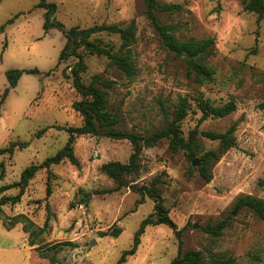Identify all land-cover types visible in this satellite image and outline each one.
Here are the masks:
<instances>
[{
  "label": "rangeland",
  "instance_id": "rangeland-1",
  "mask_svg": "<svg viewBox=\"0 0 264 264\" xmlns=\"http://www.w3.org/2000/svg\"><path fill=\"white\" fill-rule=\"evenodd\" d=\"M161 4H181L175 13L157 12L161 24L176 27L174 34L181 41L215 39V52L200 61L214 71L211 79H203L188 69L184 56H176L163 43L159 31L146 14L147 0H47L57 6L55 19L66 30L96 25L134 26V39L124 47L118 34L94 35L90 41L108 46L116 54L130 55L137 71L134 77L114 65L105 56L90 54L84 46L86 70L83 82L89 85L94 77L111 86L100 88L107 93L108 111L117 118L116 130L152 134L165 129L186 98L190 104L182 122V136L194 135L195 159L185 150L174 152L169 139L144 146L141 172L129 176L139 186H150L160 178L159 185L165 206L182 233L184 251H202L205 259L233 258L237 264H264V222L248 209H236L243 196L264 200V19L244 9V0H158ZM40 0H0V98L9 83L10 69L52 70L50 76L27 75L11 90L0 116V148L11 142H27L15 154L0 157L5 163L6 177L1 185L21 182L22 172L31 165L42 167L48 157L62 149L68 139L65 128L80 127L83 117L73 104L82 100L71 78L76 61L57 66L66 43L58 29L44 30L45 10L36 8ZM68 68V69H67ZM213 106L234 101L237 110L225 118H202L199 100ZM237 124L236 145L220 161L204 165L202 156L219 150L220 143L203 135L205 132L225 133ZM45 129L41 137L36 133ZM143 145V143H142ZM133 145L128 140L85 135L77 139L75 154L80 167L64 161L49 170L39 168L27 186L14 188L5 195H24L19 204L4 207L3 219L25 215L34 226L24 231L25 223L15 228L23 232V246L33 241L32 250L0 251V264H50L40 257L38 248L71 242L55 255L60 264H116L124 250L130 249L142 221L154 212L155 202L146 198L137 212L130 213L139 196L128 188L113 194L103 190L116 186L105 175L102 166L112 161L129 163ZM194 161H197L195 164ZM208 171L207 182L201 173ZM49 171L51 177L49 179ZM48 179L51 194L48 195ZM230 217V225L221 236L206 233L204 227ZM49 226L44 232L46 220ZM0 226H4L0 221ZM122 230L118 238L111 235ZM6 229V228H5ZM17 238L0 229V246L9 248ZM179 241L166 225L150 226L141 238L137 254L126 264H173ZM57 263V264H59Z\"/></svg>",
  "mask_w": 264,
  "mask_h": 264
},
{
  "label": "trees",
  "instance_id": "trees-1",
  "mask_svg": "<svg viewBox=\"0 0 264 264\" xmlns=\"http://www.w3.org/2000/svg\"><path fill=\"white\" fill-rule=\"evenodd\" d=\"M244 9L250 13H255L260 19H264V0H244ZM36 8L45 10L44 14V30L45 33H49L53 28L58 29L63 33L66 39V43L60 53L57 66L68 62L71 58H74V64H71L68 68H71L70 74L73 80V85L76 91L82 96V100L73 104L74 109L83 117V125L80 127H68L65 128L68 133V139L65 146L60 149L54 156L48 157L43 162L42 167L31 165L22 172L21 182L13 183L9 185L0 186V221L7 230H12L19 223H25V232H30V228L34 224L25 216L17 215L14 217H8L9 222L3 219L4 207L7 205L15 206L19 204L24 195V190L21 189L16 195H5L6 192L24 186L25 180H31L35 177L39 168H46L49 170L54 165H59L64 161H69L72 165L80 167V161L75 154V145L79 137L85 135L103 136L116 140H128L133 145V154L130 157V161L124 164L120 161H112L102 166V171L105 175L111 178L116 186L111 189L102 191V194H113L121 191L123 188L130 189L133 193L137 194L139 198L135 202V206L130 213L137 212L139 207L146 202V198L155 202L154 212L144 219L134 235L132 247L124 250L121 257L116 264H126L128 259L134 257L141 245V238L145 234L146 229L150 226L166 225L172 229L179 241L178 255L174 259L173 264H237L233 258L229 259H212L207 261L202 251L188 250L184 251L182 233L184 229L179 230L176 223L170 216V210L165 206L164 199L162 197L159 185L162 183L160 178H156L151 182L150 186L135 184L136 180H129V176L138 175L141 172L140 156L144 146L151 147L158 144L162 139H169L170 148L172 151L177 152L180 149L185 150L189 159L193 160L196 157V151L194 148V135L191 134L188 139L182 136L181 126L182 122L187 118L190 110V104L186 98L180 100L179 107L175 110L173 119L170 118L168 111L163 108L165 118L168 125L165 129L146 135H139L136 133H130L125 131L116 130L114 127L117 124V118L114 114L108 111V98L107 93L104 92L99 85L105 87L111 86L110 83L102 82L100 77H94L93 81L86 85L83 82V73L86 70V64L84 62L83 53L80 51L84 46H88L86 49L90 54H96L99 56H105L111 60L120 70L126 73L129 77H134L137 74L136 69L133 66V62L130 55L116 54L111 47L102 46L99 43L91 42L90 39L96 35L104 32L110 34H118L123 40V46L128 47L132 44L134 39V26L121 28L117 25H96L91 28L81 29L79 27H72L66 30L64 25L55 19L57 12V6L54 3H49L47 0H40ZM181 4H161L158 0H147L146 14L150 19L154 27L159 31L164 45L172 51L176 56H184V59L188 65V69L193 71L197 76L203 79H211L214 75V71L203 64L200 60L203 57H210L215 52V39L205 38L201 40L190 39L188 41H181L176 37L174 31L176 27L166 26L161 24L157 17V12L175 13L183 10ZM15 22V18L10 19L4 26L0 28V33L5 32L6 25H12ZM67 68V69H68ZM52 70L41 73L39 69H10L6 71L5 75L9 83V88H6L0 98V114L4 103L6 102L12 89H15L20 79L25 75H46L50 76ZM199 109L202 113V118H225L237 110V105L234 101L223 106H213L209 100L200 99ZM259 108L264 111V102L259 105ZM237 124L234 123L225 133L205 132L203 135L211 140H217L220 143L219 150H212L202 156L200 160L204 165L210 164L212 161H220L222 156L227 153L231 148L236 145ZM45 129L36 133V137L40 138ZM143 143V145H142ZM29 146L27 142H11L7 147L0 148V157L3 155H9L12 157L15 154L17 148L24 149ZM200 169L201 173L205 176L207 182L212 180V175L208 171H203L205 166ZM49 179L51 173L49 171ZM6 177L5 163L0 162V181ZM48 179V195L51 194V187ZM236 209L248 208L252 210L256 216H258L264 222V200L253 197L250 195L243 196L238 199L235 204ZM230 217L218 222L215 225L208 224L204 227L206 233L213 236H221L223 231L230 225ZM49 226V218L46 220L44 228L41 232H44ZM112 233H106L103 236L111 235L114 238H118L122 234L120 228H116ZM34 232H30L32 237ZM35 243L30 241L29 246L33 247ZM66 247L74 248L75 245L71 242L57 243L51 246L48 250L38 248L40 257L48 259L50 264H57L59 261L55 255ZM54 252L55 255H50L49 252ZM60 264V263H59Z\"/></svg>",
  "mask_w": 264,
  "mask_h": 264
},
{
  "label": "crops",
  "instance_id": "crops-1",
  "mask_svg": "<svg viewBox=\"0 0 264 264\" xmlns=\"http://www.w3.org/2000/svg\"><path fill=\"white\" fill-rule=\"evenodd\" d=\"M2 109H3V107H2ZM1 114H2V110H1ZM1 114H0V116H1ZM147 199H149V198H147ZM0 229L4 232L5 235H10L13 233V236H15L17 238L16 243L9 248L0 246L1 252L16 251V250H20V249H22V250H30L31 249L32 250V248L29 245L23 246V243H24V240H23L24 237L23 236L24 235H23V232L20 231V229L14 228V229L9 231V230L5 229L3 226H0Z\"/></svg>",
  "mask_w": 264,
  "mask_h": 264
},
{
  "label": "water",
  "instance_id": "water-1",
  "mask_svg": "<svg viewBox=\"0 0 264 264\" xmlns=\"http://www.w3.org/2000/svg\"><path fill=\"white\" fill-rule=\"evenodd\" d=\"M194 163L196 164V163H197V161H194ZM27 184H28V181H27V180H25V181H24V186H27Z\"/></svg>",
  "mask_w": 264,
  "mask_h": 264
}]
</instances>
